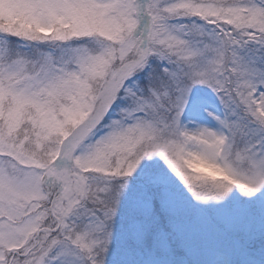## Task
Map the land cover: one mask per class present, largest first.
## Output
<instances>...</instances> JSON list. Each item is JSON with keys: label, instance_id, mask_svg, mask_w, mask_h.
I'll return each mask as SVG.
<instances>
[{"label": "snow or ice", "instance_id": "snow-or-ice-1", "mask_svg": "<svg viewBox=\"0 0 264 264\" xmlns=\"http://www.w3.org/2000/svg\"><path fill=\"white\" fill-rule=\"evenodd\" d=\"M0 264H264V0H0Z\"/></svg>", "mask_w": 264, "mask_h": 264}]
</instances>
